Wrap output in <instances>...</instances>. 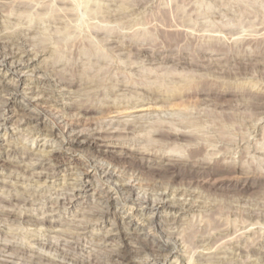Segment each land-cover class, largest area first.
<instances>
[{
  "label": "rangeland",
  "instance_id": "1",
  "mask_svg": "<svg viewBox=\"0 0 264 264\" xmlns=\"http://www.w3.org/2000/svg\"><path fill=\"white\" fill-rule=\"evenodd\" d=\"M61 1L0 0V51L32 54L0 91V264H264V0ZM71 128L101 134L62 149Z\"/></svg>",
  "mask_w": 264,
  "mask_h": 264
},
{
  "label": "bare ground",
  "instance_id": "2",
  "mask_svg": "<svg viewBox=\"0 0 264 264\" xmlns=\"http://www.w3.org/2000/svg\"><path fill=\"white\" fill-rule=\"evenodd\" d=\"M61 1V0H60ZM67 1V0H66ZM74 1H76V3H78V0H72V1H70V3L71 2H73L74 3ZM50 2V1H49ZM62 2V1H61ZM68 2V1H67ZM84 2V1H83ZM65 3V2H64ZM75 3V4H76ZM36 4V3H35ZM87 4V3H86ZM76 7H78L77 5H76ZM83 7V6H82ZM84 8V7H83ZM42 10V9H41ZM67 12V11H66ZM93 16V15H92ZM61 18V17H60ZM64 18V17H63ZM44 19V18H43ZM56 19V18H55ZM62 19V18H61ZM58 20V19H57ZM99 20V19H98ZM62 21V20H61ZM58 22V21H57ZM101 22V21H100ZM152 25V24H151ZM158 25V24H157ZM95 26V25H94ZM168 27V26H167ZM95 28V27H94ZM129 28V27H128ZM170 28H173V27H171L170 26ZM28 30V29H27ZM171 31H172V29H171ZM170 32V31H169ZM15 34V33H14ZM9 36H12L13 37V35H9ZM30 36V35H29ZM11 37V38H12ZM105 37V36H104ZM10 38V39H11ZM17 39H19V38H17ZM26 39V38H25ZM14 40V39H13ZM13 40H12V42H13ZM173 40V39H172ZM11 41V40H10ZM2 42V41H1ZM0 42V43H1ZM7 43V42H6ZM2 45V44H1ZM215 46V45H214ZM41 48V47H40ZM44 48V47H43ZM116 52V51H115ZM4 53V51L2 52V51H0V69H2L4 72H6L7 74L9 73V75H8V78L11 80V77H16V78H18V80H17V82H15V84L13 85L12 84V87L9 85V80L7 81V80H5V79H3V76H2V78H0V91H1V93L3 92L4 94V96L6 97H2L3 99H4V101L2 102L3 104H4V106L5 107H3V109L4 110H9L10 109V107H11V105H12V102L18 97V96H20V87H21V85H22V83H23V81L25 80L23 77H21V75H19L21 72H23L22 71V68H24L25 66H23V64H22V61L23 62H25V60H28L29 58H31V57H29V56H31V55H29V53H23V54H25V56L24 57H26V59H23V57H19V58H22V61H20V62H18V60L16 59L17 58V54L15 55V54H13L12 55V53H11V55L9 56V57H6V55H7V53L5 52V55L3 54ZM9 54V53H8ZM132 54V53H131ZM19 56H20V54H19ZM87 56V55H86ZM228 56V55H227ZM97 58V57H96ZM16 59V60H15ZM31 60V59H30ZM100 60V59H99ZM97 61H98V59H97ZM105 61V60H104ZM100 62V61H99ZM99 66V65H98ZM248 66V65H247ZM212 69V68H211ZM222 73V72H221ZM233 73V72H232ZM22 74V73H21ZM229 76V75H228ZM172 79V78H171ZM176 79V78H175ZM219 79V78H218ZM109 80V79H108ZM178 80H181V79H179L178 78ZM188 80V79H187ZM169 81V80H168ZM167 81V82H168ZM43 82V81H42ZM99 82V81H98ZM121 82V81H120ZM127 82V81H126ZM158 82V81H157ZM165 82V81H164ZM162 83V85L163 84H168L167 86H169V84H171V83ZM170 82H172V84H173V81H170ZM190 82H191V80L190 81H188V82H186V81H184V84L182 83V81L180 82V83H182V84H178V86H177V83H175L174 84V86H173V88H172V90H165V91H163L164 93H161V91H159L160 90V88L157 86V85H161V84H159L160 82H158V84H156V83H153V86H148L147 87V85H146V89L144 90V92L146 91L147 92V94H162V96H164V98H166V99H172V98H177V97H182L183 98V96H181L182 94H184V93H186V92H189L190 93V91L192 92V90H194V88L196 87H194V85H196V84H194V82H193V84L191 83L190 84ZM25 83V82H24ZM123 83V82H122ZM179 83V82H178ZM195 83H197V82H195ZM11 84V83H10ZM73 84V83H72ZM85 84V83H84ZM112 84V83H111ZM118 84V83H117ZM154 84H156V85H154ZM199 84V83H198ZM218 84V83H217ZM104 85H105V83H104ZM120 85H123V84H120ZM131 85V84H130ZM201 85V84H200ZM112 86H114V85H112ZM116 86V85H115ZM144 86V85H143ZM164 86V85H163ZM23 87V86H22ZM165 87V89L167 88L168 89V87H166V85L164 86ZM172 87V86H171ZM170 87V88H171ZM244 87V86H243ZM142 88V87H141ZM159 88V89H158ZM169 88V89H170ZM197 88V87H196ZM229 88V87H228ZM247 88V87H246ZM83 89V88H82ZM112 90H113V88H111ZM130 89V88H129ZM198 89V88H197ZM206 89V88H205ZM205 89H204V91H205ZM209 89V88H208ZM135 90V89H134ZM225 90V89H224ZM22 91V90H21ZM194 91H196V90H194ZM203 91V92H204ZM211 91V90H210ZM230 91V90H229ZM130 92V91H129ZM131 92H133V89L131 90ZM208 92V91H207ZM22 93V92H21ZM197 93V92H196ZM198 93H199V91H198ZM233 93V92H232ZM250 94V93H249ZM186 95V94H185ZM2 96V95H1ZM159 97V96H158ZM45 98V97H44ZM154 98V97H153ZM131 99V98H130ZM145 99V98H144ZM157 100V99H156ZM1 101V100H0ZM138 101V100H137ZM188 101V100H187ZM248 101V100H247ZM2 103H1V105H2ZM180 104V103H179ZM183 104V103H182ZM143 105V104H142ZM254 105V104H253ZM112 106V105H111ZM115 106V105H114ZM117 106V105H116ZM132 106V105H131ZM77 107H79V109L80 110H84V112L85 111H88L89 109H91L90 107H91V105H90V107H85V106H83L82 104H81V106L79 105V106H77ZM108 107V106H107ZM250 107H252L251 106V104H250ZM74 108H76V106L74 105ZM0 109H1V107H0ZM95 109V108H94ZM93 109V110H94ZM92 110V109H91ZM18 111V110H17ZM20 111V110H19ZM111 111V110H110ZM2 112V111H1ZM0 112V113H1ZM19 113V112H18ZM43 113V112H42ZM188 114V113H187ZM2 115V114H1ZM190 115V114H189ZM27 117V116H26ZM33 117V116H32ZM32 117H30V116H28L27 117V119L28 120H31L32 119ZM186 117V116H185ZM195 117V116H194ZM44 118V117H43ZM39 119H41L39 116H36V117H34L33 118V121L34 120H36V123L38 122V121H40ZM191 119V118H190ZM189 119V120H190ZM228 119V118H227ZM44 120V119H43ZM173 120V119H172ZM179 120V119H178ZM181 120H182V118H181ZM187 120V119H186ZM202 120V119H201ZM219 120V119H218ZM224 120V119H223ZM251 120V119H250ZM196 121V120H195ZM216 121V120H215ZM25 122V121H24ZM41 122V121H40ZM170 122V121H169ZM180 122V121H179ZM183 122H185V121H183ZM183 122L181 123V125H183ZM194 122V121H193ZM30 123V122H29ZM44 123H46V122H44ZM220 123V122H219ZM222 123V122H221ZM122 124V123H121ZM170 124V123H169ZM168 124V125H169ZM187 124V126H189L188 124V122L186 123ZM224 124V123H223ZM229 124V123H228ZM227 124V125H228ZM70 125V124H69ZM72 125V124H71ZM75 125V124H74ZM123 125V124H122ZM130 125V124H129ZM177 125V124H176ZM180 125V124H179ZM193 125V124H192ZM225 125H226V123H225ZM125 126V125H124ZM178 126V125H177ZM190 126H191V123H190ZM126 127V126H125ZM180 127V126H179ZM184 127H185V124H184ZM195 127V126H194ZM76 128V127H75ZM117 128V127H116ZM223 128V127H222ZM225 128V127H224ZM224 128H223V130H224ZM50 129H51V127H50ZM131 129V128H130ZM230 129V128H229ZM73 130H75V129H69L68 131H67V133L68 134H65V133H63L62 132V134L60 135V133H57L55 130H51V133H50V135H51V137L52 136H54L55 138L56 137H58V139L59 138H61L60 140H58V142L60 143V145H58V143H57V145L58 146H60L62 149L63 148H65V146H83V145H94V141L96 140V138L94 137V135L93 134H96L95 132L91 135V136H82L81 134H79V133H77V132H73ZM123 130H124V128H123ZM128 130V129H127ZM136 130V129H135ZM161 130V129H160ZM162 130H163V128H162ZM182 130V129H181ZM41 131H42V129H41ZM118 131V130H117ZM167 131V130H166ZM170 131V130H169ZM176 132L178 131V130H175ZM174 131V129H173V132L172 133H174L175 132ZM185 131V130H184ZM184 131H182L183 133H184ZM215 131V130H214ZM218 131V130H217ZM40 132V131H39ZM59 132H61V131H59ZM92 132V131H91ZM99 132V131H98ZM124 132V131H123ZM156 131H154V133H155ZM158 132V131H157ZM159 132H161V131H159ZM179 132L180 131H178V134H179ZM181 132V133H182ZM187 132V131H186ZM189 132H191V131H189ZM180 133V134H181ZM182 133V134H183ZM98 135H100L99 133H97ZM96 134V137L98 136ZM103 134V133H102ZM119 134V133H118ZM192 133H190L189 135H191ZM41 135V134H40ZM48 135V134H47ZM159 135V134H158ZM177 135V134H176ZM184 135H186V134H184ZM188 135V136H189ZM194 135V134H193ZM193 135H191L192 137H193ZM197 135V134H196ZM195 135V136H196ZM46 136V135H45ZM169 136V135H168ZM99 137V136H98ZM101 137V136H100ZM175 137V136H174ZM190 137V136H189ZM54 138V139H55ZM178 138V137H177ZM45 139V138H44ZM215 139V138H214ZM226 139V138H225ZM188 140V139H187ZM215 140H217V139H215ZM214 140V141H215ZM55 141H57V140H55ZM156 141V140H155ZM96 143V142H95ZM97 144V143H96ZM197 144V143H196ZM48 145V144H47ZM56 145V146H57ZM194 145V144H193ZM215 145V144H214ZM97 146V145H96ZM50 147H51V145H50ZM53 148V147H52ZM52 148H50V149H52ZM207 148V147H206ZM48 149V148H47ZM67 149H68V147H67ZM69 149H70V147H69ZM56 150V149H55ZM199 150V149H198ZM197 150V151H198ZM39 151V152H38ZM37 152H38V154H34L33 152H32V154L33 155H35L37 158H36V160H38V163H37V161H36V165L37 166H40V165H43V162H44V155L46 154H44V150H41V149H39ZM53 151H54V149H53ZM52 151V152H53ZM136 151V150H135ZM192 151V150H191ZM196 151V153L198 154V152ZM220 151V150H219ZM14 152V151H13ZM17 152V151H16ZM35 152V151H34ZM36 152V153H37ZM46 152H47V150H46ZM100 152H102L101 150H100ZM125 151H123V153H124ZM194 152H195V150H194ZM48 153V158H50V157H54V153H51V150L50 151H48L47 152ZM196 153H193V155L194 154H196ZM14 154H16V153H14ZM126 154V153H125ZM217 154V153H216ZM225 154V153H224ZM189 155H190V152H189ZM192 154H191V156H193ZM34 156V157H35ZM196 156H198V155H196ZM32 157V156H31ZM30 157V159H32ZM43 157V158H42ZM185 157V156H184ZM27 158H29L28 157V154H27ZM187 158H191L192 159V157H188V156H186V159ZM197 158V157H196ZM194 159V160H196V162H197V159ZM200 158V157H199ZM209 158V157H208ZM225 158V157H224ZM158 159V158H157ZM180 159V158H179ZM185 159V158H184ZM202 159V158H201ZM212 159V158H211ZM211 159H209L210 161H211ZM21 160V159H20ZM23 160V159H22ZM46 160V159H45ZM150 160V159H149ZM170 160V159H169ZM168 160V161H169ZM172 160V159H171ZM182 160H183V157H182ZM189 160V159H188ZM224 160V159H223ZM226 160V159H225ZM10 161V160H9ZM89 161H91V160H89ZM155 161V160H154ZM158 161V160H157ZM190 161V160H189ZM209 161V162H210ZM216 161V160H215ZM162 162V161H161ZM194 162V161H193ZM199 162V161H198ZM220 162V161H219ZM223 162V161H222ZM221 162V163H222ZM17 163V162H16ZM86 163V162H85ZM172 163V162H171ZM179 163V162H178ZM184 163H185V161H184ZM200 163V162H199ZM231 163V162H230ZM33 164V163H32ZM146 164L147 163H145V167H146ZM173 164V163H172ZM189 164V163H188ZM193 164V163H192ZM191 164V165H192ZM207 164V163H206ZM211 164H212V162H211ZM216 164H218L217 162H216ZM14 165H15V163H14ZM86 165H87V163H86ZM92 165H93V163H92ZM102 165V164H101ZM186 165V164H185ZM194 165H195V163H194ZM194 165H192V166H194ZM13 166V165H12ZM18 167L19 165H15V167ZM54 166H57V165H54ZM54 166H53V168H54ZM89 166V165H88ZM98 166V165H97ZM141 166V165H140ZM143 166V165H142ZM168 166H169V164H168ZM174 166V165H173ZM206 166V165H205ZM235 166V165H234ZM69 167V166H68ZM159 167V166H158ZM175 167V166H174ZM196 167V166H195ZM198 167H199V165H198ZM33 168H35L34 166H33ZM32 168V169H33ZM44 168V167H43ZM49 168V167H48ZM90 168V167H89ZM98 168V167H97ZM100 168V167H99ZM152 168V167H151ZM162 167H160V169H161ZM206 168V167H205ZM233 168V167H232ZM45 169H47V168H45ZM136 169V168H135ZM173 169V168H172ZM95 170V169H94ZM98 170V169H97ZM102 171L100 172L101 173V176L103 175L104 176V178H106V181H109V180H113V181H116L117 183V185H118V182H121V177L120 176H118V175H116V173H115V170L113 169V170H110L109 168L107 169H101ZM164 170H165V168H164ZM77 172V171H76ZM97 172V171H96ZM236 172V171H235ZM35 173V172H34ZM200 173V172H199ZM83 176L81 177V175H80V178L78 179L77 178V182H75L74 183V186L75 187H73L74 188V190H76V192L74 193V194H77V190H80L81 189V187H83L84 185H85V183L86 182H88V181H90L89 180V173L86 171V172H83V173H81ZM78 175V174H77ZM36 176V175H35ZM38 176H40V174H38ZM100 176V177H101ZM54 177V176H53ZM73 177V176H72ZM74 178H76V175H75V177ZM45 179H46V177H45ZM73 179V178H72ZM75 180V179H74ZM102 180V179H101ZM122 181H124V180H122ZM136 181V180H135ZM128 182H129V180H128ZM128 182H126L125 181V183H120L116 188H115V190H116V193H115V195L117 194V195H120V194H123V195H127V196H129V195H133L134 196V192H135V190H136V188L134 187V185H133V183L132 182H130V183H128ZM134 182V181H133ZM115 184V183H114ZM114 186V185H113ZM70 187V186H69ZM72 188V187H71ZM83 189V188H82ZM107 191V190H106ZM105 191V192H106ZM71 192H72V190H71ZM80 192V191H79ZM25 193V192H24ZM107 193H108V191H107ZM144 194V193H143ZM26 195V194H25ZM113 195V194H112ZM137 195V194H136ZM114 196V195H113ZM113 196L111 197V196H108V198H107V201H105L106 203L107 202H109V199H113ZM126 196V197H127ZM119 197V196H118ZM124 197V196H123ZM126 197H124V198H126ZM71 198V197H70ZM69 198V199H70ZM164 198V197H163ZM12 199H13V197H12ZM14 199L15 200H19L17 197H14ZM134 199H136L135 197H134ZM137 199H138V197H137ZM157 199V198H156ZM156 199H154L155 201H156ZM117 200V199H116ZM122 200V199H121ZM125 200H127V199H125ZM142 200H144L142 203H143V205H145L144 207L145 208H147V207H152V208H156V202L155 201H151V200H153V198L150 200V198L147 200H145V198L144 199H142ZM142 200H140V201H142ZM158 200V199H157ZM159 200H160V198H159ZM158 200V201H159ZM133 201V200H132ZM163 201H165V199L163 200ZM13 202H15V201H13ZM19 202V201H18ZM161 202V201H160ZM117 203V202H116ZM124 203V202H123ZM14 204V203H13ZM132 204V203H131ZM134 204V203H133ZM162 204H163V202H162ZM167 204V203H166ZM105 205V204H104ZM142 205V204H141ZM159 205V204H158ZM171 205V204H170ZM169 205V206H170ZM182 206V205H181ZM141 207V206H140ZM100 208V207H99ZM186 208V207H185ZM143 208H141V210H142ZM106 209H102V211L100 212V210L99 211H97V212H99V213H97L96 214V216H98V218L100 217V218H102V219H104V218H106V216H107V214H108V210L107 211H105ZM144 212V211H143ZM89 213V212H88ZM93 216V215H92ZM131 216V215H130ZM133 217V216H132ZM136 217V216H135ZM21 218V217H20ZM25 218H27V217H25ZM29 218V217H28ZM97 218V219H98ZM130 219V218H129ZM152 219H153V217H152ZM29 220V219H28ZM95 220V219H94ZM100 220V219H99ZM106 220V219H105ZM104 220V221H105ZM150 220H151V218H150ZM154 220V219H153ZM24 221V220H23ZM25 221H26V219H25ZM30 221V220H29ZM42 221V220H41ZM135 221V220H134ZM45 222V221H44ZM103 222V221H102ZM47 223V222H46ZM110 223H112V222H110ZM118 223V222H117ZM152 223V222H151ZM113 224V223H112ZM136 224V223H135ZM138 224V223H137ZM136 224V225H137ZM149 224V223H148ZM101 225H102V223H101ZM51 226V225H50ZM133 226V225H132ZM140 226H141V224H140ZM143 226V225H142ZM136 227V226H135ZM155 227V226H154ZM144 228V227H143ZM119 229V228H118ZM138 229V228H137ZM140 229H142V228H140ZM102 239H104V238H102ZM143 240V239H142ZM106 242V241H105ZM144 244V243H143ZM164 245H165V243H163ZM144 245H146V243L144 244ZM159 245V244H158ZM159 248V247H158ZM160 248H161V246H160ZM156 251V250H155ZM162 251V250H161ZM127 252V251H126ZM129 253V252H128ZM121 256H123V255H121ZM135 257V256H134ZM153 258V257H152ZM122 259V258H121ZM125 259V258H124ZM119 262V261H118ZM116 264V263H115ZM121 264V263H120ZM123 264V263H122ZM129 264V263H128Z\"/></svg>",
  "mask_w": 264,
  "mask_h": 264
}]
</instances>
